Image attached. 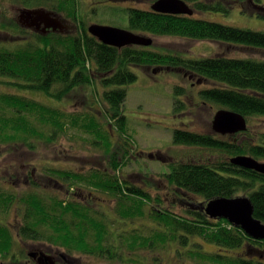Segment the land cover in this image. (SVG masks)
Here are the masks:
<instances>
[{"label": "trees", "instance_id": "obj_1", "mask_svg": "<svg viewBox=\"0 0 264 264\" xmlns=\"http://www.w3.org/2000/svg\"><path fill=\"white\" fill-rule=\"evenodd\" d=\"M25 1L71 19L79 15L78 0H61L50 7L51 0ZM185 1L195 13L227 12L233 7V4L225 6L204 0ZM257 1L263 0H254ZM256 6L260 9L241 8L264 17V4L256 3ZM127 13L128 30L138 34L222 42L264 52V31L241 29L195 15L158 13L134 7L127 8ZM12 22L10 25L16 26ZM7 23H0V30L6 29ZM81 29L80 34H37L38 40L26 39L14 48L0 47V77L10 78L15 86L41 92L56 101L66 99L79 88L93 90L92 94L88 91L89 107L85 112H67L15 92H0V146L16 141L36 151L39 141L46 147L71 131L82 135L83 141L93 147L91 151L94 148L103 151L106 166L79 171L56 166L58 160L54 163L45 160L41 165L45 188L32 183V189L22 194L0 190V215L7 217L14 207L22 219L21 238L47 240L83 259L93 256L114 264H165L161 250L179 243L186 247L184 252L188 258L197 264H263L255 261L264 258V250L252 255L245 247L249 242L263 247V239L251 238L228 220L211 218L200 209L202 204L215 198L248 196L254 206V217L264 223V174L230 162V158L237 155L264 162L263 130L248 129L228 137L211 132L207 124L203 131H198L190 126L196 121L195 113L192 122L174 125L173 143L190 147L194 152L172 161L169 171L162 173L167 186L164 195L158 194V187L150 184L144 191L129 182L130 179L123 178L119 170L129 164L137 148L127 129L128 118L123 108L127 97L125 86L137 79L133 68L163 67L170 73H187L188 79L189 76L201 79L208 84L199 93L201 102L219 104V109L241 113L248 121L251 116L264 115V59L232 58L225 51L187 58L182 53L161 52L144 46L118 48L99 41L89 33L87 26L81 25ZM98 82L104 88H98ZM185 93L184 86H174V116H182L189 110L183 98ZM115 132L119 138L116 142L112 140ZM216 152L226 154L228 159L215 161ZM151 173H147L145 179L152 176ZM85 188L114 197L117 209L108 213L116 215L117 221L94 208L92 201L84 200L82 194H73ZM152 194H156V199ZM5 217L0 219L6 221ZM140 219L154 220L157 227L151 229L143 222L138 225L136 221ZM119 220L138 225L139 229L131 230L128 240H124L123 230L128 225ZM13 236L0 221V251L11 249ZM193 238L215 244L219 251H201L195 241L191 245L189 240Z\"/></svg>", "mask_w": 264, "mask_h": 264}, {"label": "rangeland", "instance_id": "obj_2", "mask_svg": "<svg viewBox=\"0 0 264 264\" xmlns=\"http://www.w3.org/2000/svg\"><path fill=\"white\" fill-rule=\"evenodd\" d=\"M23 1L24 0H0V23L5 21L8 22L6 29L0 30V47L7 46L14 48L25 43L26 39H37V34L39 33L34 32L31 29L28 30L26 27H21V24L15 19L17 16L20 17V13L22 14V11L19 10L20 7L16 5V8L10 9L11 4L21 5ZM54 2L55 4H59L61 0H51V3L48 4V7L55 6ZM64 2H66V0H64ZM132 2H134V0H78V18L71 19L63 15L62 17H66L73 20L74 22H78L80 16V18H84L86 22L89 23V25L92 23H98L102 25L125 28L127 30L129 28L127 8L131 7ZM256 3L264 4V0L261 2L257 1ZM250 6L252 5L250 4ZM194 15L218 23L221 22L225 25L239 27L241 29L264 31V17H260L255 13L248 12L247 8L244 10L235 4H233V7H230L227 12H210L209 10L206 12H196ZM11 22L16 26H11ZM86 25L87 24H85V26ZM81 30L82 29L80 25L78 30L73 32H76L74 34H80ZM55 33L57 34L60 32H52L48 35H54ZM148 36H151L154 39V43H152L153 46L150 47L151 49L174 54L182 53V55L187 58L195 57L197 54L209 56L217 52L225 51L232 58L253 57L264 59V52L262 51L255 49L246 50L245 48L223 44L222 42L218 43L212 41L193 40L170 35ZM132 70L136 73L137 79L125 86L127 89V97L125 106L123 108L128 118L127 129L131 135V138L135 141L137 148L136 153L131 158L129 164L124 166L119 171H121L123 178H129L127 175L132 174L130 181H132L135 185L144 188V191L149 188V185L147 184H150L153 187H158V194L164 195L166 193L167 186L163 181L164 178L162 173L166 172L167 170L169 171V163L172 161L176 159H184L187 154L194 152V150L190 147H184V145H175L173 143V131L175 128L174 125L182 122H192L193 115L195 113L194 118L196 121L190 126H194L198 129V131H203V122L210 117L213 118L214 113H216V111L221 107L219 104L208 103L206 105L201 102L202 97L201 94H199L201 92L199 90L205 88V85L202 83L200 86H192L189 84L190 82L187 77L182 74L183 72L170 73L168 71L169 69H158L156 70L157 72H154L153 68H133ZM7 82L11 84H8ZM12 84H14V82L10 78L0 77V92H15L17 95L30 97L35 99V101L38 100L44 104L47 103V105L65 109L67 112H85L89 107V104L86 103L89 90L85 88H79L78 92L68 96L66 99L56 101V99L50 98L41 92H36L29 89L24 90L23 88ZM177 84L184 86L187 90V93H185L186 95L183 98H185L184 101L187 105V109L189 108V110L182 116H174L175 114L173 108L175 105V98L173 94L174 86ZM97 85L99 86L98 88H104V85H102L100 82H98ZM89 92L92 94L93 90H90ZM100 92H102L101 89ZM93 105L96 106L95 104ZM247 123L248 129H251L252 132L254 129L264 131V115L251 116ZM207 128H209V130L214 133L211 125H208ZM207 128H205L204 131H207ZM115 135L116 137H113L112 140L116 142L119 138L116 132ZM81 136L82 135L80 134L77 135L76 132L72 133L70 131L65 135L59 136L55 141H53V144L48 143L46 147L43 142L39 141L35 152L29 153L27 157H22L23 159L27 160L30 156V170L33 168V164L39 169H43L41 165H44L42 162L45 160H48L49 163H54L55 160H58V162L55 163L56 166L64 169L71 168L79 171L89 170L91 167L104 169L107 159L102 157L103 151H100L98 148H94V150L91 151L93 147H91L89 143L86 144V141H83ZM8 145H10L12 149L16 144L10 143ZM140 150H144L148 153L152 152L153 154L157 151H160L164 155V158L152 159L147 154L144 156L139 155L137 151ZM89 152H94V154L91 155ZM215 154L216 156H213V158L217 162L226 160V158L228 159V156L226 154L224 155V153L216 152ZM24 155H26V153ZM168 155L171 156L170 159L173 158V160L166 158ZM40 159L43 161L41 162ZM7 162L8 161L6 160L5 163ZM15 162H21V156L16 157ZM39 163L41 165H39ZM2 164L3 161H0V165ZM151 172L153 175L149 177L147 176V179H145L146 174H150ZM1 173L2 171H0V174ZM137 173H142V175L139 176ZM36 174V179L40 182V178L42 177L40 174H42V172L37 171ZM151 178H155V180ZM91 189L93 190V193L98 194L101 199H104L105 205H109V208L99 207L96 205L98 201L96 198H88V200L92 201V204H94V208L99 211L107 210L108 212H114V209H117V202L113 196L104 192L102 193L101 191L95 190L93 188ZM91 189L85 188L83 190V195L87 196ZM147 211H149V208ZM107 216L110 220L117 221L116 215L110 216L108 214ZM8 220L13 221V218L10 217ZM148 221L149 220L147 219H140L136 222H138V225L143 222L144 225L151 229H155L157 227V222L154 220L152 221L153 223ZM119 222H124L128 225L125 230H123L125 231L123 237L124 240H128L131 229H139L138 225L132 226L129 221L119 220ZM118 232L120 231L118 230ZM141 232L142 230H140L139 233ZM189 241L191 245H193L192 242L195 241V243L198 244L197 249H200L201 251H219V248L215 244L204 241L201 238H193ZM178 249H181V251H178ZM244 250L242 251L243 253H245ZM184 251H186V247L179 243H172L169 244V246L167 245L164 247L163 251L161 250V256L164 259L163 263L197 264L196 262H193L192 259H189L187 253ZM85 259H95L99 264L104 263L101 260H97L93 256H85ZM105 260L110 264H114L107 259ZM204 264L209 263L204 262Z\"/></svg>", "mask_w": 264, "mask_h": 264}, {"label": "flooded vegetation", "instance_id": "obj_3", "mask_svg": "<svg viewBox=\"0 0 264 264\" xmlns=\"http://www.w3.org/2000/svg\"><path fill=\"white\" fill-rule=\"evenodd\" d=\"M155 1L157 0H134V2L131 3V7L138 8V9L152 10L154 12H157L153 9V5ZM204 1H209L211 3L216 2L219 5L221 4L225 6H230L232 4H235V5L240 6V8L245 7V6L250 7V4H251L252 8L255 7L256 9H260L259 8L260 6H256V3L254 2V0H204ZM185 2L191 7L189 2L187 1ZM16 5L20 7L19 10H21L22 12L25 10H29L31 8L32 9H38V8L45 9L44 7H41L40 5H36V4L29 5L25 0L23 1V3H21V5L11 4L10 9L16 8L15 7ZM46 10L53 12L56 17H59L63 21L64 23L63 29H54L53 21H49L46 18L36 15V14L28 18L26 16L22 17L20 13L19 14L20 17L17 16V18L15 19L21 24V27L22 26L26 27V29L28 30L31 29L34 32H37L41 35H48L52 32H60V33L69 34L70 32L77 31L78 27H80V25L82 24H84V26L85 24H87L86 26L89 27V23L86 22L84 18H80L78 19V22H74L71 19L62 17L61 14L54 12L53 10H50V9H46ZM48 26H51V27H48ZM133 46H138V45H133ZM151 46H153V44ZM151 46L148 45L144 47H151ZM136 68L142 69V67H136ZM160 69L167 70L166 68H163V67ZM156 70L158 69H154V72H157ZM184 75L188 79V74L184 73ZM189 77H190V79H188L190 82L189 84H191L192 86H200L203 83L201 79L197 80V79H194L196 77H193V76H189ZM205 84L208 85L207 83H203V85ZM202 89H200L199 91H201ZM213 119H214V116L213 118L210 117L208 120H205L203 122L204 125H207V124L211 125ZM236 134H227L226 136L233 137ZM113 137H116V135L114 134ZM10 143L16 144V145H14V147L11 149V146L8 145ZM10 143L0 146V161H3V164L0 165V170L2 171V173L0 174V177H1L0 178V190L10 191L12 193L19 192V194H22L25 191L28 192L32 189V186H31L32 183H38L40 186L45 188V185H43L44 181L41 178H40V182L36 179V176H37L36 172L37 171L42 172V169H39L36 165L33 164L32 166L33 168L30 170L29 168L30 167L29 165L30 156L27 160L23 159L24 156L27 157L29 153L35 152V151H32L31 148L28 147V145H26L25 143H20V142L16 143L15 141H11ZM137 152L139 155H143V156L147 154L152 159H155V158L163 159L164 158V155L160 151H157L154 154L152 152L148 153L144 150H140ZM25 153L26 155H24ZM18 156H21V162L17 163L15 162V158ZM170 157L171 156L168 155L166 158L170 159ZM231 159L232 157L230 158V160ZM6 160L8 161L7 163H5ZM40 161L42 162L43 160L40 159ZM39 165L41 164L39 163ZM43 174L44 173L42 172V174L40 175L44 176ZM137 175L141 176L142 174L137 173ZM127 176L129 178H126V179H131L132 174H128ZM73 192H74L73 194H82L81 196L83 197L84 200L86 199V197L90 199L96 198L98 200L96 205H98L99 207L109 208V205H105L104 199H101L98 194L90 192L87 196L86 195L84 196L83 190L81 191L78 190L77 192L75 191ZM101 212H103V214H107V215L109 214L107 210H101ZM19 215L20 213L14 210V207L10 208V211L7 213V217H5L4 215H0V218L5 217L7 219L6 221H2V220L0 221L6 224L7 229H9L14 234L12 238L14 240V244L12 245L11 249H6V251L4 250L0 251V264H99L96 262L95 259H83V258H78L77 256H74V255H71L67 253L60 246L52 244L48 242L47 240H43V239L42 240H32V239L26 240L24 238H21V236H19V232L22 230V228H20L22 219L20 218ZM10 217L13 218V221L11 220L8 221ZM245 247H247L246 249H249L250 252L252 253L255 252L256 254H260L261 249L264 250V246L260 247V246L254 245L251 242L247 243ZM263 254H264V251H263ZM262 260H257V261L254 260V261L262 262L264 264V258ZM102 261L104 262L103 264H110L106 260H102Z\"/></svg>", "mask_w": 264, "mask_h": 264}, {"label": "water", "instance_id": "obj_4", "mask_svg": "<svg viewBox=\"0 0 264 264\" xmlns=\"http://www.w3.org/2000/svg\"><path fill=\"white\" fill-rule=\"evenodd\" d=\"M153 9L159 13L174 15H194L195 11L183 0H157ZM34 14L53 21L54 29H63V21L53 12L43 8L29 9L22 12L21 16L32 17ZM51 27V26H48ZM52 27V28H53ZM88 31L102 43L118 48L138 45L151 46L154 39L145 34H138L125 28L93 23L89 25ZM213 130L222 135L236 134L248 130L246 118L236 111L229 109H218L214 113L212 121ZM230 162L245 169H252L264 174V162L258 161L251 156L237 155ZM248 196H236L232 198H215L201 205L211 218L228 220L231 224L241 228L245 233L256 240H264V223L262 219L254 217V206Z\"/></svg>", "mask_w": 264, "mask_h": 264}, {"label": "bare ground", "instance_id": "obj_5", "mask_svg": "<svg viewBox=\"0 0 264 264\" xmlns=\"http://www.w3.org/2000/svg\"><path fill=\"white\" fill-rule=\"evenodd\" d=\"M140 174H142V173H140ZM143 174H144V173H143ZM129 181H130V180H129ZM130 182H132V181H130ZM156 197H157L156 194H152V198H155V199H156ZM255 254H256L255 252L252 253V255H255Z\"/></svg>", "mask_w": 264, "mask_h": 264}]
</instances>
